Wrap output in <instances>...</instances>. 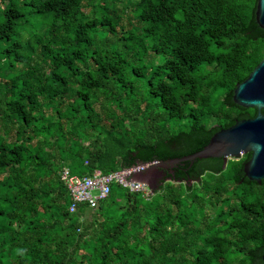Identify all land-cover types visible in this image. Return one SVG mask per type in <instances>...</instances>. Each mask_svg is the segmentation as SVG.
Listing matches in <instances>:
<instances>
[{"label":"trees","instance_id":"1","mask_svg":"<svg viewBox=\"0 0 264 264\" xmlns=\"http://www.w3.org/2000/svg\"><path fill=\"white\" fill-rule=\"evenodd\" d=\"M124 1L0 0V264H250L264 183L233 184L246 154L186 191L111 185L70 210L61 169L107 174L136 149L252 117L222 98L264 52L239 35L254 0H135L128 26Z\"/></svg>","mask_w":264,"mask_h":264},{"label":"water","instance_id":"2","mask_svg":"<svg viewBox=\"0 0 264 264\" xmlns=\"http://www.w3.org/2000/svg\"><path fill=\"white\" fill-rule=\"evenodd\" d=\"M239 35L249 40L264 38V0L253 1L249 21ZM222 102L236 110L251 109L252 117L246 119L240 115L221 128L205 133L190 129L152 149H136L122 157L118 169L129 173L121 179L146 185L147 195L165 180L183 181L186 191L189 181L197 185L196 176L201 171L215 174L223 161L238 160L246 154L238 172L232 176L233 184L264 183V116L260 113L264 111V52L248 76L223 95ZM262 238V247L246 252L250 264H264V232Z\"/></svg>","mask_w":264,"mask_h":264},{"label":"built area","instance_id":"3","mask_svg":"<svg viewBox=\"0 0 264 264\" xmlns=\"http://www.w3.org/2000/svg\"><path fill=\"white\" fill-rule=\"evenodd\" d=\"M129 171H112L102 174L94 170L89 176L71 175L65 168L58 172L59 181L64 185L71 201L70 210L77 203H85L90 210L96 208L99 201L104 200L111 185H116L127 189L129 192H139L143 196L147 193V188L142 183L126 182L121 179Z\"/></svg>","mask_w":264,"mask_h":264},{"label":"rangeland","instance_id":"4","mask_svg":"<svg viewBox=\"0 0 264 264\" xmlns=\"http://www.w3.org/2000/svg\"><path fill=\"white\" fill-rule=\"evenodd\" d=\"M134 2H135V0H127L126 2L124 1L120 5V9H122V13H120V21L119 22H120L121 25L128 26V25H130L134 21V19L131 17L132 16V14H131V10L132 9L131 8H132V5H133ZM123 7H126V9H124ZM83 10H84L85 16L87 18H89L91 16V14H92L91 13V10L89 8H85ZM26 56H27V58H26L25 62L27 64H29L32 61V59H31L32 56L31 55H28V54ZM150 194L151 193H149L148 195H150ZM148 195L147 194L144 195V198H146ZM207 212L209 213V215L207 216V218H209L210 217V211H209V209H207Z\"/></svg>","mask_w":264,"mask_h":264},{"label":"clouds","instance_id":"5","mask_svg":"<svg viewBox=\"0 0 264 264\" xmlns=\"http://www.w3.org/2000/svg\"><path fill=\"white\" fill-rule=\"evenodd\" d=\"M146 186V185H145ZM146 188H147V186H146ZM125 189V188H124ZM143 196V195H142ZM144 197V196H143Z\"/></svg>","mask_w":264,"mask_h":264}]
</instances>
